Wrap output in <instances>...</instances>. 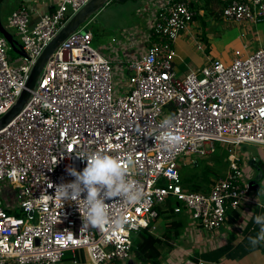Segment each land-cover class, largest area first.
Here are the masks:
<instances>
[{
  "label": "built area",
  "instance_id": "built-area-1",
  "mask_svg": "<svg viewBox=\"0 0 264 264\" xmlns=\"http://www.w3.org/2000/svg\"><path fill=\"white\" fill-rule=\"evenodd\" d=\"M90 1L59 0L35 22L23 4L11 13L5 30L25 56L11 63L10 43L0 31V118L26 89L48 45ZM149 13L148 28L129 35L117 66L92 47L89 23L81 26L53 53L22 112L0 130V264H62L66 253L79 251L87 264H128L133 236L148 229L156 207L169 199L193 229L210 233H218L243 204L264 208L249 196L235 153L226 177L208 192L186 189L180 174L183 159L194 166L215 154L216 143L264 148V46L246 50V58L237 51L228 65L207 59L204 68L179 77L174 46L198 13L188 2L169 0ZM223 19L264 24V0L233 1ZM197 43L206 52L203 41ZM165 118L183 139L178 148L170 150L157 138ZM95 151L122 162L131 156L133 166H124L145 194L136 205L106 200L110 220L100 228L84 223L83 202L55 196L57 186L75 179L68 167H86L75 153ZM7 188L13 200L4 197ZM118 219L121 227H109ZM150 232L161 237L156 224Z\"/></svg>",
  "mask_w": 264,
  "mask_h": 264
},
{
  "label": "rangeland",
  "instance_id": "rangeland-1",
  "mask_svg": "<svg viewBox=\"0 0 264 264\" xmlns=\"http://www.w3.org/2000/svg\"><path fill=\"white\" fill-rule=\"evenodd\" d=\"M158 2L159 0H127L126 2L120 3L117 0H111L103 10L94 15L87 26L94 36L92 47L104 52L117 66L119 64L118 62L125 58L122 52L123 49H127L128 47L129 35L138 34L139 31H144V29L148 28L146 24L149 23V10L155 7ZM15 6L16 5H14L13 8L17 9L20 5L17 7ZM1 12L2 10L0 9V14ZM212 19L211 16L205 15L204 17L199 16V19L195 20L196 24L202 27L203 33H210L212 35L213 40L211 44H208L207 41L203 42L207 48L206 52L197 49V42L199 41L195 38V42L191 40L185 44H180L178 40L186 32L176 41L174 48L177 53L176 64L179 77L193 70L198 71L204 68L208 64L207 59L221 60L228 65L231 64L233 56L237 51L242 52L243 56L246 58V50L250 49L256 51L260 46H264V24H245L247 25L245 29L249 33L245 34V38L242 39V37L238 38L241 34V28L236 26L235 23L232 24L225 19L213 22ZM3 23L5 24L3 27H7L6 18L3 19ZM205 25L207 27H205ZM191 27L192 25L190 28ZM256 46L257 48H255ZM14 47V44H10L12 50H9L8 56L11 63L19 58V54L14 50ZM19 64L20 63H17L15 65L17 66ZM216 149L215 154H213L216 167H211L215 171V174L211 173V176H205L202 173V167L207 165L206 161L209 159L205 160V162L199 161V167H201V169H194L196 167L191 168L189 164H184L186 160H189L186 158L183 159L181 163L180 174L182 172H184V174H199L201 177L200 180H203L200 182L201 192H208L214 182L226 177L229 170L228 158L232 153H235L238 154L241 159L239 164L243 171V182L249 184V182L258 179L259 173L255 170H249V168H251L249 161H251L253 157L256 158L262 155L264 149L247 147L246 151H244V146L237 148L233 145L222 143H216ZM186 189L189 190V187L186 186ZM3 194L7 200L14 199V193L10 188L4 189ZM249 196L256 198L264 205V185H261L258 191L251 192ZM8 205H10V202ZM183 218L185 224L184 231H192V227H194L192 220L186 215H183ZM160 221L161 223L163 222L162 219H160ZM192 232L194 233V231ZM200 232L202 234L205 233V236H207L208 232ZM166 260L167 257H165L163 262H166ZM9 264H11V262Z\"/></svg>",
  "mask_w": 264,
  "mask_h": 264
},
{
  "label": "crops",
  "instance_id": "crops-1",
  "mask_svg": "<svg viewBox=\"0 0 264 264\" xmlns=\"http://www.w3.org/2000/svg\"><path fill=\"white\" fill-rule=\"evenodd\" d=\"M58 1L59 0H2L0 2V9L2 10L0 14V23L2 26H5L3 19L6 18V21H8L9 16L16 9L13 8L14 5H16L15 7L22 4L25 5L31 11L32 21L35 22L43 14L53 11V8L57 5ZM169 1L188 2L190 7L194 9L199 16L204 17L205 15H212L210 13L212 11L214 14L216 12L219 13L221 7L224 6V8H226L233 1L245 2L247 0ZM236 26L241 28V34L238 38L242 37V39H244L245 34L249 33L245 29L247 25L236 24ZM194 38L198 39L197 41H207L208 44H211L213 40L210 33H203L202 27L197 25L196 21L178 41L180 44H185L191 40H194L195 42L196 40ZM255 48H257V46ZM248 50L252 51L250 49ZM246 149L247 147L244 146L243 150L246 151ZM236 155L239 157L238 154ZM257 159H259V162H256ZM205 160H207L206 166L213 168L216 167L215 157H213V155H210L206 159H200L198 162H205ZM249 162L252 168H249V170H255L259 173L257 180L249 182V184L255 182L252 189V192H255L261 188V185H264V169L261 168V166H264V153L259 157L251 158V161ZM254 163L257 165H254ZM193 167L195 166H191V168ZM256 215H264V208L243 204L240 212L231 211L229 213V220L227 224L218 233L208 232L207 236H205V233L202 234L200 231L192 229V231H194L193 233L189 230L184 231V229L180 241L175 246L173 251L168 252L166 249L163 250L167 260L166 262H162V264H264V240L259 241L255 246L250 243V238L257 237L260 231L259 226L254 221V217ZM156 226L158 228V235L162 236L164 226L160 220L156 223ZM88 262V256L84 252L79 251L75 253H66L62 264H87ZM129 264L143 263L132 258Z\"/></svg>",
  "mask_w": 264,
  "mask_h": 264
},
{
  "label": "clouds",
  "instance_id": "clouds-1",
  "mask_svg": "<svg viewBox=\"0 0 264 264\" xmlns=\"http://www.w3.org/2000/svg\"><path fill=\"white\" fill-rule=\"evenodd\" d=\"M88 24V23H87ZM174 127V121L171 118H165L160 125L161 133L158 139L164 142L168 149L178 148L183 143L180 135L171 131ZM76 157L87 162L82 172L75 168L68 167L67 172L74 177L70 183H62L56 187V197L60 200L75 201L78 206L83 202L85 209L84 223L89 226L100 228L109 222V207L106 200L119 198L128 205H136L144 199L142 186L130 177V172L124 166L126 163L130 169L133 164V158L129 156L125 161L112 156L103 151L81 154L75 153ZM86 193V198L81 196ZM255 223L260 231L257 237L250 238V243L255 246L259 241L264 240V215H256ZM124 221L118 219L109 224V227L119 228Z\"/></svg>",
  "mask_w": 264,
  "mask_h": 264
},
{
  "label": "trees",
  "instance_id": "trees-1",
  "mask_svg": "<svg viewBox=\"0 0 264 264\" xmlns=\"http://www.w3.org/2000/svg\"><path fill=\"white\" fill-rule=\"evenodd\" d=\"M224 9L223 6L220 8L219 13L216 12L214 14L212 13L213 11L210 12L212 14L210 16L213 18L212 21L222 20ZM198 19L199 15L195 17V20ZM254 165L257 164L254 163ZM199 166V162H197L195 165L196 168L194 169H201ZM202 168V173L205 176H211V173L215 174V171L211 167L204 165ZM181 177L185 188L187 186L189 190L193 192L202 191L200 189V182L203 180H200L201 177L199 174H184V172H182ZM175 205L174 200L169 199L164 204L156 207V217L150 221L148 229H143L133 236L134 260L143 264H162L165 259L163 250L166 249L168 252H171L179 243L183 230L185 229L183 218L185 214L183 212L177 213L175 211ZM160 219L163 221L164 232L161 237H158L151 233L150 230Z\"/></svg>",
  "mask_w": 264,
  "mask_h": 264
},
{
  "label": "water",
  "instance_id": "water-1",
  "mask_svg": "<svg viewBox=\"0 0 264 264\" xmlns=\"http://www.w3.org/2000/svg\"><path fill=\"white\" fill-rule=\"evenodd\" d=\"M111 0H91L83 9H81L58 33L55 39L48 45L43 54L38 59L36 65L34 66L30 77L28 79L26 89L22 92L16 104L13 108L3 117L0 118V130L9 125L25 108L31 97V91H33L38 83V80L45 68V65L52 57L53 53L58 47L74 32H76L81 26L89 23L93 16L103 10L105 6ZM120 3L126 2L127 0H117ZM0 31L7 38L10 44H14V50L17 54L25 56L21 47H18L17 43L14 41L12 35H10L0 23ZM13 49V47H12ZM259 162V159L256 160ZM264 169V166H261ZM255 182L250 183L251 189ZM258 189V188H256Z\"/></svg>",
  "mask_w": 264,
  "mask_h": 264
}]
</instances>
